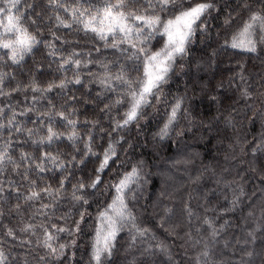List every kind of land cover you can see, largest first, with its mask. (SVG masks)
<instances>
[{
	"label": "clouds",
	"instance_id": "obj_1",
	"mask_svg": "<svg viewBox=\"0 0 264 264\" xmlns=\"http://www.w3.org/2000/svg\"><path fill=\"white\" fill-rule=\"evenodd\" d=\"M34 2L25 0L18 14H23L26 5ZM98 2L100 0H83V5ZM198 2L167 0L166 6H162L161 0H136L135 8L129 11L154 14L163 24ZM208 2L213 3L214 7L192 24L184 52L175 56L165 79L146 96L138 109L137 118L123 128L117 125L129 109L132 91L139 92L143 79V57L130 60L123 55L122 50L113 51L104 43L89 37L88 47L80 49L83 69L81 79L85 87L78 90L77 86L71 84V73L58 72L54 62L44 63L45 71L60 77L67 76L68 88L62 97L59 93H53L51 98L37 95L33 104L31 85L24 83L36 76L28 68L33 63V57H27L25 65L17 66L0 53V73L4 74L0 81V112H23L26 101L31 105L29 115L18 118L23 127L14 150L17 155L34 150L27 130L38 128L40 124L28 123L29 117H32V121L47 117L49 113L54 114L55 110L70 102L72 96L81 101L77 105L78 112L85 113L79 116L76 134L80 139L77 146L72 149H58L55 145L52 147V151L59 152L67 165L64 169L65 179L71 176V184L83 182L86 189L81 202L73 204L66 201L63 209H58V216L67 217V225L71 226L73 220L79 219L80 213H83L86 223L83 224V231H68L61 237L59 243L67 245L66 259L61 257L56 264H61V261L62 264H96L91 258L89 247L96 217L111 201L112 185L131 171L134 165L139 168V181L128 192L127 204L129 210L146 227L150 226L151 219L164 216L165 207L172 209V215H175L178 211L177 193L184 189H188L191 194L204 182L213 180L221 186V191L227 189L223 199L229 202L236 197L239 206L245 203L246 198L250 199L247 187L249 181L257 177L264 181V153L253 151L258 145L264 144V42L257 34L255 52L246 55L233 51L226 46L225 37L230 36L241 20L246 18L247 11L236 8L243 0H235L234 5L231 0ZM248 3L252 6L248 11H259L264 0H248ZM225 9H229L228 15L231 14L234 19L229 25L224 23L227 16L224 15ZM237 11L244 12V15L238 16ZM135 28L144 33L145 54L163 47L158 33L149 35L142 25H135ZM36 35L39 39L40 33ZM59 35L65 41L59 47H66L77 35L83 36L75 27L70 33L61 31ZM81 43H85V40L82 39ZM41 46L43 48V44ZM97 48L100 49L99 53ZM90 59L91 65L87 63ZM97 60L113 66L114 72L125 66L127 85L116 82L115 89H99L94 79L96 67L100 66ZM88 67H92V71H88ZM225 72L230 73L227 79L224 78ZM177 101L180 102V108L174 121L168 124L169 114ZM84 105L91 106L88 112L83 111ZM71 112L72 109L66 110V114ZM86 119L95 123H86ZM166 124L167 133L161 135V129ZM0 125L7 129V115L0 120ZM15 135L13 127L11 136ZM8 139L9 134L0 131V144ZM89 143L92 144V151L86 150ZM104 148H109L112 162L97 173L95 169ZM94 177L100 183L91 188L89 184ZM258 190L264 193V187ZM260 199L264 204V195ZM202 217H196L200 224ZM136 247L137 244L130 247L129 230L122 228L114 243L112 255L104 256L102 264H129L133 256H136L139 264L144 257L140 251H134ZM0 248L8 254L10 264H23L25 250L13 251L3 244H0ZM199 251L197 249L196 255ZM212 251V259L216 264H264V245L242 250L236 249L234 245L230 249L222 242H217L212 246ZM237 252L238 259L234 258ZM26 254L29 264H40L39 256L42 252L35 247L27 249Z\"/></svg>",
	"mask_w": 264,
	"mask_h": 264
},
{
	"label": "snow or ice",
	"instance_id": "obj_2",
	"mask_svg": "<svg viewBox=\"0 0 264 264\" xmlns=\"http://www.w3.org/2000/svg\"><path fill=\"white\" fill-rule=\"evenodd\" d=\"M136 0H100L98 3H91L84 6L83 0H35L34 3L26 5L23 14H18L20 7L25 0H0V53H2L12 65H25L26 58L33 57V63L28 65L29 72H35L36 76L24 82L31 85L33 95V104L35 97L43 95L51 98L53 93H59L61 97L63 92L68 88V79L65 75L60 77L44 70V63H55L57 71L60 73H71L73 79L71 84L77 86V89L85 87L82 79L81 68L82 54L80 49L88 47L87 38L91 37L96 41L102 42L106 47L113 51H123V55L130 60H136L143 57V79L140 83L139 92L132 91L130 106L118 127L123 128L128 123L137 118L138 109L143 104L147 95L163 81L171 68V61L175 56L184 52L186 43L192 31V24L205 15L212 7L213 3L208 0H199L187 7L184 11L178 13L174 19L167 20L161 24L160 18L154 14H141L137 11H129L135 8ZM167 0H161V5L166 6ZM230 7V6H227ZM252 6L248 0L236 6L237 9L247 11L246 18H243L238 27L231 32L230 36L225 37L226 46L232 49H239L245 53L256 51V36L260 35L264 42V4L259 11H248ZM234 11L236 9H233ZM223 11V9H221ZM238 16H243L244 12L237 11ZM28 21V24H25ZM131 21V22H130ZM234 22L231 14L225 16L224 23L229 25ZM135 25H142L147 29L149 35L158 33L163 41V47L145 54L144 33L136 30ZM83 36L77 35L66 47H59L65 44L63 38L59 35L62 31L70 33L73 28ZM40 33L39 39L36 33ZM84 39L85 43H81ZM59 42V45L57 44ZM43 44V48L40 45ZM97 53L100 49H96ZM91 65V59L87 62ZM95 73V83L99 89L107 91L117 87L116 82H123L127 85V70L121 66L114 72V67L107 65L104 61L97 60ZM88 67V71H92ZM4 74L0 73V81L3 80ZM114 77V79H113ZM18 85L17 87H19ZM43 89L40 91V89ZM102 94V93H98ZM51 102V100H50ZM81 101L72 96L71 101L63 107L49 113L47 117L39 120H32L33 124H40V127L27 130V135L31 138L34 145L32 152L24 151L18 155L14 152V147L19 142L18 138L22 135V124L18 118L29 115L31 105L24 104L25 111L0 112V120L5 115L8 116V127L4 129L0 125V131H6L9 139L0 144V176L11 175L20 177L22 183H17L15 179L8 180V190H5L4 180L0 179V217L5 215L3 208L8 205V211H13L11 201H15V211L21 216L20 227L13 228L5 225L4 236L11 240L17 239V231L21 234L19 246L25 244L32 245L31 239H23L24 236H34L35 246L42 249L39 256L40 264H56L65 257L66 243H59L61 237L68 231L79 233L83 231V224L86 223L83 213L80 218L73 220L71 226L66 223V216H58V206L66 201L78 204L83 199L86 191L83 182L78 185L71 184V176L65 179L64 169L67 166L59 152H53V145L56 148L64 147L72 149L77 146L80 139L77 136L79 127V116L85 115L78 112L77 105ZM86 103V101H85ZM117 103L119 101L117 100ZM54 106V105H53ZM180 108V102L177 101L172 112L169 114L168 124H171ZM67 109H72L71 114H66ZM86 123L94 124V121ZM168 124L161 129V135H166ZM15 128L16 135L11 136V131ZM86 150L92 151V144L86 146ZM264 153V144L257 146L253 151ZM83 155V153H81ZM112 162L109 154V148H104L99 164L95 172L99 173ZM51 173L52 175H42ZM264 175V173H262ZM47 181V182H45ZM139 181V168L134 165L131 171L122 175L118 182L112 185V199L107 207L100 211L95 220L94 234L92 236L90 247L91 258L96 264H102L104 256H111L114 243L118 239V234L122 228L129 230L130 247L137 244V241L144 244L145 247L140 249L143 260L139 264H151L148 257L163 254L171 260L168 245L157 239L150 226L146 227L138 218L129 210L127 204V194L131 191L133 185ZM100 183L96 177L92 178L89 187L95 188ZM70 185V187H69ZM21 202L25 205L32 206L36 202H41L40 207L35 209L28 220L23 219L20 212ZM86 203V201H84ZM230 207H223L222 211L227 213L233 211L238 206V198L234 197L228 202ZM156 205H153L155 208ZM52 209V211H48ZM66 211V210H65ZM215 211V209L206 208L205 212ZM173 210L165 207L164 216L160 217L158 223L163 227L171 218ZM194 210L187 202L183 207V215L189 220L194 215ZM252 215L251 212L248 213ZM39 216L40 219H35ZM261 216L264 217V207H262ZM217 217L204 215L201 224L196 228V232L201 234L198 238L193 239L191 232H186L188 240L193 246H201L199 253L194 258L193 264H216L212 259V246L217 242H222L226 247L230 241L223 238V233L228 227V221L224 220L217 226ZM170 226L165 228L170 234L175 233V228ZM257 230L264 231V223L257 225L251 231L246 233V237L255 239ZM178 234V233H177ZM241 241L237 239L236 244ZM245 244L248 240L245 239ZM75 244V241H73ZM244 250V249H242ZM27 249L23 258V264H29L27 259ZM251 255L250 252H245ZM55 258V259H53ZM0 264H10L8 254L0 248ZM62 264V261H61ZM129 264H138L136 256H133ZM243 264V262H241Z\"/></svg>",
	"mask_w": 264,
	"mask_h": 264
},
{
	"label": "trees",
	"instance_id": "obj_3",
	"mask_svg": "<svg viewBox=\"0 0 264 264\" xmlns=\"http://www.w3.org/2000/svg\"><path fill=\"white\" fill-rule=\"evenodd\" d=\"M231 3L234 5L235 0H231ZM228 11L229 9H225L224 15H228ZM57 44L59 45V42H57ZM233 51L242 52L239 49H235ZM245 54L249 55L248 53ZM229 67H231V65H229ZM229 75V72H225L224 78L227 79ZM90 107L91 106L89 105H84L83 111L88 112ZM31 119L32 117L28 118V123H31ZM42 175L50 177L52 174L45 173ZM0 179L4 180V187L6 191L8 190L7 182L9 179H15L17 183H22L20 177L7 174L0 176ZM247 187L250 199L246 198L245 203L237 206L233 211L227 213L222 211L223 207H230L228 201L223 199V196L227 194V189L225 188L223 191H221V186L217 185L213 180L204 182L201 187L197 188L196 192H192L191 194H189L188 189H184L182 192L177 193L176 203L178 206V211L175 215L171 216L167 224L162 227L158 223L159 216H157L155 219L150 218V227L157 239L163 240L168 245L171 260H169L168 256L157 254L148 257V259L151 261V264H176L177 261H179V264H193L197 249L200 250L201 246H193L192 242L188 240L187 236H185V233L191 232L193 239H196L199 235H201L195 231L196 227L200 226L199 221L196 219L197 216L202 217L204 215H209L217 217L219 213L222 218L218 219L217 226H219L220 223H223L224 220H227L228 227L223 233V238L230 241V249L233 245L236 249H252L264 245V231L262 230L256 231L254 240L252 238L246 237V233L248 231L253 230L257 227V225L264 223V217L261 216L260 211V209L264 207V204H262L260 199L264 193H261V191L258 190L259 188L264 187V181H261L258 177L254 178L249 181ZM186 202L191 205L195 213L191 220L183 215V207ZM40 203L41 202H36L34 205L29 206L21 202L20 212L23 215V219L28 220L31 216V213L40 207ZM8 207V205L4 206L3 211L5 215L0 217V244H3L5 247H11L13 251L23 252L25 249H29V245L25 244L23 248L19 247V239L21 238V234L18 231L16 240H11L4 236L5 225L17 229L20 227L21 216L17 215L15 211V201H11V207L13 209L11 213H9ZM206 208L215 209V211L205 212ZM58 209L62 210L63 204L59 205ZM48 211H52V209H48ZM149 211H151V209H149ZM249 212H251L252 215H249ZM35 219H40V217L37 216ZM177 224L180 226L175 228L174 234H170L169 231H165V228H169L170 226L175 227ZM23 239H31L32 245L30 248L35 247L40 252L43 251L42 249H39L35 246L34 236H24ZM237 239L241 241L240 244H236ZM245 239L248 240L247 244L244 243ZM143 247H145V245L141 244L138 240L137 247L134 249V251L138 253ZM234 258H239L238 252L234 254Z\"/></svg>",
	"mask_w": 264,
	"mask_h": 264
}]
</instances>
